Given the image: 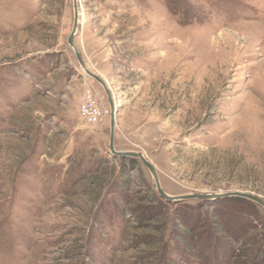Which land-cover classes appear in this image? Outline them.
<instances>
[{"label":"rangeland","instance_id":"1","mask_svg":"<svg viewBox=\"0 0 264 264\" xmlns=\"http://www.w3.org/2000/svg\"><path fill=\"white\" fill-rule=\"evenodd\" d=\"M114 149L171 196L264 198V0H78ZM71 0H0V264H264L255 204L161 199L79 114ZM186 234L187 240L181 235Z\"/></svg>","mask_w":264,"mask_h":264},{"label":"water","instance_id":"2","mask_svg":"<svg viewBox=\"0 0 264 264\" xmlns=\"http://www.w3.org/2000/svg\"><path fill=\"white\" fill-rule=\"evenodd\" d=\"M72 1V10H73V24L71 28V32L67 38V45L73 51L76 61L78 62L79 66L85 72V74L92 78L95 82H97L102 89L107 98L108 107H109V133H108V150L111 154L118 156L120 158H131L134 160H138L141 164L148 170L150 175L152 176L154 186L158 196L166 202L170 203H179V202H188V201H195L198 203L214 201V200H221L226 198H238L248 202H251L258 207H260L264 211V198L256 195L254 193L238 191V190H229L217 193H189L177 196H171L166 194L160 185V181L154 166L146 159V157L136 151H116L114 149V130H115V115H116V107L111 95L110 90L106 82H104L101 78H99L96 74L92 73L82 61L78 50L74 45V37L76 36L79 25V10H78V0H71Z\"/></svg>","mask_w":264,"mask_h":264},{"label":"built area","instance_id":"3","mask_svg":"<svg viewBox=\"0 0 264 264\" xmlns=\"http://www.w3.org/2000/svg\"><path fill=\"white\" fill-rule=\"evenodd\" d=\"M98 92L86 90L80 99L79 114L90 125L102 124L109 117V111L100 106Z\"/></svg>","mask_w":264,"mask_h":264},{"label":"trees","instance_id":"4","mask_svg":"<svg viewBox=\"0 0 264 264\" xmlns=\"http://www.w3.org/2000/svg\"><path fill=\"white\" fill-rule=\"evenodd\" d=\"M134 160L133 159H129V162H133ZM227 201H231V202H242V203H251V202H248V201H245V200H242V199H238V198H226V199H221V200H216L215 202L216 203H223V202H227ZM180 203H185V202H179V203H176L177 204H180ZM253 204V203H252ZM182 239H185L187 240L185 237H189V235L187 236L186 234H182L181 235Z\"/></svg>","mask_w":264,"mask_h":264},{"label":"bare ground","instance_id":"5","mask_svg":"<svg viewBox=\"0 0 264 264\" xmlns=\"http://www.w3.org/2000/svg\"><path fill=\"white\" fill-rule=\"evenodd\" d=\"M116 105V104H115Z\"/></svg>","mask_w":264,"mask_h":264}]
</instances>
